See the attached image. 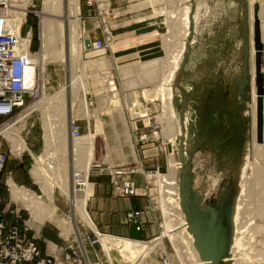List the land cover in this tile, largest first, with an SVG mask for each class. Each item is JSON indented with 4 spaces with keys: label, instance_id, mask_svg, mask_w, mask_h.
<instances>
[{
    "label": "rangeland",
    "instance_id": "1",
    "mask_svg": "<svg viewBox=\"0 0 264 264\" xmlns=\"http://www.w3.org/2000/svg\"><path fill=\"white\" fill-rule=\"evenodd\" d=\"M80 1L79 27L81 36H85L84 39L90 37L92 40L95 38L104 40L105 49L102 51H91L83 47L80 49L84 81H81L78 94L73 91L75 108H71V91L67 109L62 103V118L65 115L64 128H67L66 135L69 144L65 140V148L62 151L64 153H61L63 154L61 169H65L66 172L61 171L59 179H61V185L65 188L63 190L70 189L74 194L72 171L75 167L85 171V173L89 171L90 181H86V185L90 187V183L92 184L91 191H93V182L97 179L100 169L108 168L115 171L120 168H133L138 170L132 176L134 180L136 175L142 177L143 194L147 195L150 192L152 210L156 215L159 229L156 237L147 240V242H151L165 230L166 224L163 214V186L159 175L168 174L169 172V143L165 135L168 119L165 109L166 105L162 99L163 91L159 86L166 80V73L170 71L169 64L168 66L166 64L173 55L175 56L178 53V48H180L178 43L169 45L174 39L171 38L172 33L169 27L173 19L169 21L168 14L172 11H179L176 9H180L181 3L179 0H129L130 3L128 2L127 5H132V7L124 8L122 6V14L119 12L116 14L112 0L111 2L110 0L107 2L101 0L104 5L102 4L99 7H88L86 0ZM194 1L196 9L193 14L194 16L197 14L196 18H194L196 21H193L194 37L191 42L188 41L192 49H188L189 46L186 48L178 69L180 71V68L184 67L180 83L182 88L185 90L188 88L192 89L188 96L192 110L188 111V113L190 112L191 125H193V120L198 117L201 118L199 121L203 118L205 122L207 118L208 123L211 125L206 129L208 134L215 131V137L224 138L230 135L233 137V142L225 150V153L221 154L222 157H218L213 148L212 138L208 137L203 140L201 132H197L198 137L195 138V141L199 142L200 145H197V156L192 165L196 170V187H201V194H206L208 198L215 196L219 189L225 192V187H231L233 191H236L240 184L237 171L242 161L241 155L243 152L245 154L249 151L252 115L248 112L250 111L249 103L252 101L254 86L257 89V76H254L251 72L249 44L250 62H248V67L250 86L248 94L250 99L240 102L236 79L243 75L245 48L242 43L244 12L240 3L223 0ZM259 1L250 0V5L249 0H247L248 20L249 18H257L258 14H255L254 11L255 4L259 6L258 13L261 4H263L262 0ZM60 2L63 3V8L67 15L68 0H60ZM34 3L36 5L34 10L36 11L29 14L23 31L32 30L34 37L31 46L34 54L32 56L38 57L42 47L41 33L39 34V32H41V15L44 1L34 0ZM137 4H139V7H133V5ZM249 6H252L251 9ZM250 11H253L252 13L254 14L250 15ZM138 14L140 16H137ZM258 21L259 24H264V20L260 21L259 19ZM248 33L250 34L249 30ZM190 38L191 35L189 40ZM174 41L177 42V40ZM261 55L260 70L264 86V48ZM60 57L62 58L61 60ZM67 57L64 62L60 48L53 63L47 65L48 73H46V76H51L52 88H49V93L45 95L44 99L48 98L49 95L55 94L62 85L69 83L73 74L75 77L70 55L68 54ZM186 58L187 61H185ZM147 65H155L158 69L156 79L148 80L149 77H146V74L142 76L145 80L140 78L139 75L145 72L140 73L139 70H136L137 67L142 68ZM123 70L130 71L124 74ZM178 70H175L172 87L175 100L179 98L178 100L181 102L182 91L178 86V79L180 78ZM161 75L163 76L161 77ZM253 78L256 85H252ZM84 83L85 85H83ZM262 97L264 98V95ZM49 108L50 106L48 105L38 108L30 118V123H35L34 127L31 128L28 134L22 133L30 149L37 155L41 154L45 148L44 130L47 114H49V121L54 120L52 112L50 113L48 110V112H45L44 110ZM263 108L264 103L261 109ZM71 111H74V113H71ZM217 111L220 113V121L216 126V118L213 117V114ZM70 113L79 119L82 136L95 134L94 150L91 157L83 149H79L80 151L77 153L76 158L73 156L77 139L74 140L73 144V141L68 138L67 124ZM262 117H264L263 112ZM17 127L20 130L23 128ZM98 127L100 130H98ZM212 128H214V131ZM195 131L197 130L195 129ZM1 141L4 149H7L8 142L2 138ZM68 151L70 153L69 162L68 157H66ZM23 157V168L21 167L22 169L18 173L23 177L26 184L19 183L12 174V177L15 178L13 180L19 186L24 185L28 190L34 191L49 209L54 207L61 218L68 219L71 217L68 208L69 201L67 202V199L55 186V202L52 205L50 200L43 194L39 182L34 177V173H32L36 165L35 161L27 152ZM16 160L18 159L11 157L9 163L16 166ZM75 160L76 162H74ZM140 161H144L145 166H142ZM179 174L180 172H178V177L180 176ZM100 175L99 177H104L111 181L112 177L110 174ZM86 177H88L87 173ZM6 178L7 175H5L4 180ZM123 178V176L118 177L119 184H121ZM147 183L150 184V190L144 189ZM220 185H222V188H220ZM1 187L3 186L1 185ZM80 187L84 186L81 185ZM3 190L0 188L1 192ZM255 201L257 202V200ZM203 202L205 203V201ZM260 208L262 210L260 204L254 202L249 209V216H254L255 225L261 227L258 233L252 237L253 249H264V212H261ZM40 220L33 224L46 226L52 223L57 226L54 219H46L43 222ZM56 229L61 234L62 231L58 226ZM171 243V239L166 237L163 244L154 246L150 257L142 264H189L190 262L187 258L184 260L179 258ZM97 244L102 250V264H110V259L103 250L101 243ZM113 258L116 259V264H123V262L131 264L115 251H113ZM251 262L252 264H257L254 260ZM227 263L230 264L229 262Z\"/></svg>",
    "mask_w": 264,
    "mask_h": 264
},
{
    "label": "bare ground",
    "instance_id": "2",
    "mask_svg": "<svg viewBox=\"0 0 264 264\" xmlns=\"http://www.w3.org/2000/svg\"><path fill=\"white\" fill-rule=\"evenodd\" d=\"M43 1L44 3H43V9L41 15L42 19L40 26L41 32H39V34L41 33L42 47L40 49L38 57L31 56L30 58L33 59L35 62L41 61L43 67L47 69V65L49 63H53V61L56 59L58 55V51L61 48L64 62L68 58L67 57L68 54L70 55V59L73 65V70L75 71V77L73 74L72 80L69 83L62 85L61 88L55 94L49 95V97L46 99H44L45 96H43V98L40 101L27 107L23 112V117H24L25 115L37 110L38 108H42L46 105L50 106L49 109H44V110L45 112L48 111L50 113L52 112L54 120L49 121L48 119L49 114H47V122H45V130H44L45 148L41 154L37 155L35 154V152H33V150L30 149V147L26 143L25 138L21 134L20 128L15 126V124H9L8 126H5L2 129H0V134L4 135L10 141L14 150H18L19 152H21L22 150L28 149L30 153L33 155L36 165L34 166L32 173H34V177L39 182L43 194L47 197V199L50 200L52 205H54L53 202H55L54 201L55 186L67 199V202L69 201V203L76 204V212L80 214L85 224H87L98 235L102 248L110 259L109 260L110 264L117 263L116 259L113 258V251L121 255L125 261H128L131 264H142L146 262V260L150 257V254L154 249V246L158 244H163V241L166 237L171 239L172 241L171 244H173V247L175 248L181 260L187 258L190 262L189 264H215L216 263L215 261H202L200 259L199 252H202V249H200V251H197V249L194 248L193 246L192 243L193 235L191 234L188 223L185 221L184 215L181 212L182 205L179 200L178 172L180 170V167H182V164L186 166V161L189 160V157L192 155L191 154L192 140L194 138L195 132L197 133V131L191 130L190 116L187 112H185V108L183 109L182 117L178 120V122L177 120H175L176 117L175 108H174L175 98L172 87V81L175 76L174 75L175 70L177 71L179 69L180 61L183 56V53L185 52L186 48L189 46L188 43L189 37L190 35H192L191 32L192 18L194 21L195 20L194 18H196L197 16V14L195 16L194 14L192 15V9H191L192 0H179V2L181 3V7L180 9L177 7L178 9H176L179 11L177 12L172 11L170 14H168V20L171 21V19H173L172 24L169 26L172 33L171 38L177 40V42L174 40H172V42L169 41L170 42L169 45L171 46L174 43L175 44L178 43L180 48H178L179 51L177 54L174 53L175 56L173 55L171 58L169 57L170 60L168 61L166 66H168L169 64L170 71L167 73L165 71V73L167 74L166 76L167 78L159 86L163 91L162 99L164 100L166 105L165 109L168 119L167 121L168 126L167 128L165 127V135H166V139L168 140L169 146H172V149L169 150V154H168L169 172L168 174L159 175L163 186L162 195H163V214L166 221L165 230L154 241L151 242H145L133 238H121L117 236L101 234L98 231L94 222L91 220L87 211L86 198L88 194L89 185H85L84 187L77 188L74 194L70 189L63 190L65 188H63V186L61 185L62 181H60L61 179L59 178L61 171H65V169L64 170L61 169L63 165L61 163L63 154L61 153H64L62 151L65 148V140H67V135H66L67 128L66 127L64 128L65 115L64 118H62V112H61L62 103L65 109H67L68 98L71 91V95H70L71 108L72 109L75 108L73 91L76 92V94H78L81 81L84 78V69L81 66L82 64H81L80 49L81 47H83L84 49L86 48L84 44L85 36H81L80 27H79L80 15H81L80 0H68L67 15L63 8L64 5L63 3L60 2V0H43ZM251 2L249 0L250 5ZM262 3L263 4H261V7L259 8V13L257 12L258 14L257 18L255 19L249 18L248 20L249 32H250L249 34V44H250V54H251L250 59H251V70H252L250 71L252 72V74H254V76H256V56H257L256 45H255L256 44L255 22L256 19L257 20L260 19V21L264 20L263 0ZM249 7L251 9L252 6ZM252 12L250 11V15L254 14ZM67 24H68V28H67ZM259 29H260L259 31L260 37L262 36L260 41L263 46L262 48H264L263 23L259 24ZM86 39H90L92 43V38L88 37ZM22 47L25 50L27 46L24 43L22 44ZM141 49H137V50H141ZM87 50L92 51L94 49L90 48ZM61 59L62 58L60 57V60ZM139 68L137 67L136 70H139L140 73L145 72L139 75L141 79L145 80V78L142 77L145 76V74L146 77H149L148 80H152L154 78L156 79L158 69L156 68L155 65L154 66L147 65V66H143L142 68L141 67ZM129 71L130 70H123V73L127 74ZM163 72L162 74L165 76ZM163 75H161V77ZM254 83L255 81L253 78L252 85H256ZM83 85H85V83ZM252 93H253V95L251 94L252 101L249 103L250 111L248 112L250 113V115H252L251 137L249 139L250 141L249 151L245 154L244 153L242 154V162L239 167V173H238L240 185L235 194L233 209L231 213L232 226L229 229V233L227 236L228 256L224 259V261H227L230 264H252L251 261L253 260L257 264H264V249L262 248L253 249L252 247V237L253 235L258 233L261 227L255 225L253 219L254 216L253 217L249 216L250 215L249 209L254 202L255 203L258 202L262 207V210L260 208L261 212H264V117H262V112L264 115V108L261 111L262 131L261 133L258 131L259 120H260L259 99H261V107H262L264 103V98L258 94V90L256 89V86H254ZM180 103L181 104L179 105V110H181L184 107V103L183 102ZM197 119L195 120L196 130L198 127ZM178 128L181 131L180 135L177 134ZM98 130H100L99 127ZM94 141H95V134L90 136H81L80 138H78L75 143V149L73 150V156L76 158L77 153L80 151L79 149L81 150L83 149L84 151H86L85 153H87L88 156L91 157V155H93L92 152L94 150L93 149ZM180 151H182L184 155L183 161L179 159ZM69 155L70 153L68 151V155H66V157H68V162H69ZM74 162H76V160ZM86 173L89 174V171H87ZM193 174L194 171L192 168L186 167L184 169L183 182L185 186L192 183L195 175ZM10 183L15 184L13 178L12 180H10ZM13 188H14L13 193L15 197L17 199L21 198L24 201L25 205L31 210L32 212V218L30 221L31 224L35 222H39L38 220L40 219L41 222L45 221L46 219H54L56 225L59 227V229L62 231L64 235H69L75 230L74 222L72 220H70L69 218H68L69 220L65 218H61L54 207L49 209L34 191L30 190L27 192L20 187L15 189L14 186ZM255 200H257V202ZM123 264H127V263L123 262Z\"/></svg>",
    "mask_w": 264,
    "mask_h": 264
},
{
    "label": "built area",
    "instance_id": "3",
    "mask_svg": "<svg viewBox=\"0 0 264 264\" xmlns=\"http://www.w3.org/2000/svg\"><path fill=\"white\" fill-rule=\"evenodd\" d=\"M86 5L99 7L102 2L86 0ZM35 7L34 0H0V129L15 124L23 127L21 134H28L35 125L34 122L30 123V118L36 110L22 118L24 110L48 95L49 88H52V78L46 76L47 69L39 61L35 62L30 58L34 55L31 50L34 39L32 30L29 29L26 33L23 31L29 14L36 11ZM24 43L27 46L25 50L22 47ZM92 48L96 51L104 50V40L93 39ZM71 113L68 118V138L74 141L82 136V129L79 119ZM1 138L8 142L7 149H4ZM26 152L35 161L28 149L21 152L14 150L10 141L0 134V188L4 189V192L0 191V264H59L54 254L43 252L39 246L30 222L32 212L21 198L15 197L13 186L27 192L30 190L24 185L19 186L17 182L10 183L13 178L12 172L7 170L10 158L22 160ZM137 172L138 170L133 168H120L115 171L105 168L100 169L98 174H110L112 183L118 187L120 193L132 196L139 194V186L132 176ZM122 176L124 178L119 184L118 177ZM72 180L75 193L77 188L90 181V176L88 174L86 177L85 171L75 167ZM149 186L147 183L144 189L150 190ZM147 195L151 198L150 192ZM68 208L71 213L69 218L74 222L75 230L69 235H64L67 245L59 249L68 253V259L73 258V255H80L85 257L86 264H92L87 255V247L89 244H100L99 237L85 225L80 214L76 212L75 203H69ZM141 214V210H131L127 212L126 220L129 224L141 222Z\"/></svg>",
    "mask_w": 264,
    "mask_h": 264
},
{
    "label": "water",
    "instance_id": "4",
    "mask_svg": "<svg viewBox=\"0 0 264 264\" xmlns=\"http://www.w3.org/2000/svg\"><path fill=\"white\" fill-rule=\"evenodd\" d=\"M226 1H235L237 3H240L242 10L244 12L243 14V44H244V55H243V75L238 77L236 79L237 82V92L239 96L240 102L246 101L247 99H250V95L248 94V89L250 86V77H249V40H248V2L247 0H226ZM258 5L255 4V14L258 12ZM196 9L195 1L192 0V15ZM260 29H259V21L256 19V29H255V35H256V76H257V89L258 94L260 96L263 95L264 92V86H263V78L261 73V52H262V43L260 41ZM191 38L189 42L192 41V38L194 37V22L192 18V25H191ZM197 35V34H196ZM85 47L87 49L92 48V43L90 39H85L84 41ZM188 49H192L191 46H189ZM187 61V58L185 59ZM185 65V63H184ZM183 66L180 68V78L178 79V86L181 88L182 91V100L181 102L184 103V107L179 110V105L181 104L179 100L174 99L175 104V120H178L182 117L183 109L185 108V112L188 113L189 110H191V105L189 102V94L192 92L191 88H188L185 90L181 86V75L183 74ZM177 72V74H178ZM178 75L176 76L177 80ZM188 93V94H187ZM261 98V97H260ZM259 132L262 131V118H261V99H259ZM189 114V113H188ZM213 117L216 118V126L218 125V122L220 121V113L217 111L213 114ZM201 118L198 117V127L197 132H201L203 135V140L211 137L213 142V148L218 155V157H222L221 154L225 153V150L228 148V146L231 145L233 142L232 135L228 137H215V131L214 128L211 134H208L207 130L208 127L211 125L208 123V120L206 118V122L203 121V118L201 121H199ZM191 120V119H190ZM190 126L191 130L195 131L196 128V121L193 120V125ZM177 134L180 135V129L178 128ZM197 136V133H195L194 138L192 140L191 145V156L189 157V160L186 161V166L182 164V167H180V176L178 177L179 182V200L181 203V212L184 215L185 221L188 223L189 230L191 234L193 235L192 243L194 248L197 249V251H200L202 249V252H199L200 259L202 261H215V264H228L227 262H224V259L228 256V245H227V236L229 233V229L231 228V213L233 209L234 204V197L238 190L233 191L231 187H225L226 191H220V189L217 191V194L215 196H211L207 198L206 194H201V187H196V170L195 167L192 165L194 162V159L196 158V149L199 142L195 141V138ZM213 136V137H212ZM261 137V135H260ZM259 137V138H260ZM172 149V146H169V150ZM244 153V152H243ZM225 157V156H224ZM179 159L181 161L184 160V155L182 151L179 153ZM219 159V158H218ZM226 160V159H225ZM242 160V155H241ZM227 161V160H226ZM242 162V161H241ZM241 165V164H240ZM192 168L194 171V178L192 183L185 186L183 182V176H184V169L185 168ZM240 167V166H239ZM239 173V170H238ZM239 178V177H238ZM240 185V184H239ZM239 187V186H238ZM220 188H222V185H220ZM205 201V203L203 202ZM184 203V204H182ZM204 204V205H202ZM142 233H143V226L140 221H136L130 224L129 226V237L133 239L142 240Z\"/></svg>",
    "mask_w": 264,
    "mask_h": 264
},
{
    "label": "crops",
    "instance_id": "5",
    "mask_svg": "<svg viewBox=\"0 0 264 264\" xmlns=\"http://www.w3.org/2000/svg\"><path fill=\"white\" fill-rule=\"evenodd\" d=\"M128 2L130 3L129 0H112V3H114L113 6H115L116 9V14H118V12L122 14V6H124V8L132 7V5H127ZM133 7H139V4L133 5ZM137 16L140 15L138 14ZM23 158L22 160H16V166L8 162L7 170L12 172V174L16 178L14 179L17 180L19 183L26 184L23 177L20 176V173H18L23 168ZM140 162L142 166H145L144 161ZM99 176L101 175H97V179L93 182V191H91L92 184L90 183L86 198L88 214L91 220L96 225L98 231L101 234L105 235L117 236L121 238H130V224L126 220V214L131 210H141L142 214L140 220L143 226L142 240L147 242V240L156 237L159 232L156 222V215L152 210V201L150 197L143 194L144 190L142 188V177H140V175L135 176V181L139 186V194L125 196L120 193L118 187L114 185L112 181L105 179L104 177L101 178ZM32 225L34 227L33 233H35L36 237L38 238L37 241L42 251L54 254L59 264H78L81 262V264L86 263L85 257L80 255L75 257L73 255V258L68 259V253L63 252L61 251V249H59L61 246H66L67 242L64 240V234L62 232L61 234L58 233V229H56L57 226L52 223L46 226H36L35 224ZM87 255L92 264L103 263L101 260L102 250L100 249L98 244H89L87 247Z\"/></svg>",
    "mask_w": 264,
    "mask_h": 264
}]
</instances>
